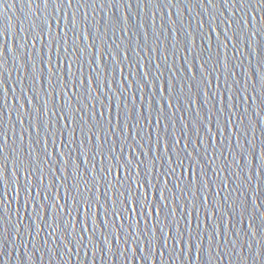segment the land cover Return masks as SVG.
Wrapping results in <instances>:
<instances>
[{"label":"snow or ice","instance_id":"snow-or-ice-1","mask_svg":"<svg viewBox=\"0 0 264 264\" xmlns=\"http://www.w3.org/2000/svg\"><path fill=\"white\" fill-rule=\"evenodd\" d=\"M73 2L24 0L29 28L21 27L15 40L7 28L0 29V264H9L4 244L13 215L14 239L20 240L23 226L34 249L31 255L24 253L28 264L36 252L55 253L61 245V258L69 260L73 248L79 255L91 246L93 259L98 252L102 260L105 254L123 257L130 252L134 260L139 251V260L151 264L154 259L156 264L158 258L165 264L163 247L169 259L181 264H222L224 258L228 264L233 258L235 264H264V163L257 164L264 161V140L259 154L255 146L257 126L264 120V41L256 39L264 37V24L257 28L253 23L254 13H264V0H198L210 17L200 21L199 41L207 35L205 24L208 33L220 29L215 52L183 27V39L174 35L177 28L166 29L173 35L166 49L160 39L164 25L157 33L153 23L155 47L148 46L145 34L136 46L140 51L131 56L137 32L128 33L137 26L128 24V15L116 17L114 12L111 27L123 35L120 43L103 41L110 63L99 55V35L88 43L92 33L78 31V14L86 22L89 9H130L131 2L75 0V11H70ZM5 5L13 7L0 0V8ZM164 6L175 4L167 0ZM157 14L152 12L153 21ZM125 40L129 44L122 47ZM85 53L90 57L87 76ZM9 55L23 75L12 85V108L4 80L8 73L11 81ZM114 100L119 109L115 123L109 112ZM249 100L252 104L237 110L238 101ZM221 149H227V156ZM52 260L55 255L49 264Z\"/></svg>","mask_w":264,"mask_h":264},{"label":"water","instance_id":"water-1","mask_svg":"<svg viewBox=\"0 0 264 264\" xmlns=\"http://www.w3.org/2000/svg\"><path fill=\"white\" fill-rule=\"evenodd\" d=\"M38 2V0H37ZM131 2L132 7L129 9L126 6H119L118 7H113V8H104L102 11L97 9L95 13H92L91 10L89 9V17L86 22L83 21L82 19V13L78 14V20L80 23H78V31L83 30L84 28H87L88 31L92 33L91 36L88 38V43L91 42V40L99 35L100 38L97 39V44L100 46V52L99 55L102 57V60L104 63H110L111 57L108 56L107 52L104 49L103 46V41L107 40V42L110 44L112 40H116L117 43H120V37L123 35V33L119 32L118 29H114L111 27V23L114 20L113 13L115 12L116 17L123 16V15H128V24L135 25L137 27H132L131 31L128 33L129 36H131L132 32H137V35L132 36L131 39V47L134 49L132 53H130L131 56H135L136 51H140L139 48H137L138 43H143L145 34H147V42L149 47H155L153 44V29L151 25L155 23L156 28L155 32L160 33L162 31L161 25H164V34L161 35L160 39L164 41L165 48L170 49L171 44L173 42V35H169L166 29L168 28H177L179 32H176L174 35L176 37H179L183 39V29L180 27H183L189 32L193 33V36L198 40V43H202L205 47L207 45L211 44L212 45V52H215V43H216V35L217 33L220 32V29H216L215 33H208V26L205 24L204 26V32L207 33L203 41H199V37L197 35L196 30L199 28L200 21L202 19H210L209 16H207L206 13H204V9H202L198 3V0H180L179 3H176V0H173V3L175 4V7H167L164 6L167 3V0H153L152 4H148L146 0H129ZM206 2V0H205ZM9 3L13 4V7L8 8L6 5L3 8H0V29H5L7 28L9 33L12 35V39L15 40V34L19 32L20 28L23 27L24 29H28L30 25V20L25 19L27 15V6L26 3L24 4V0H9ZM35 6V5H34ZM217 8H221L222 6L218 3ZM76 5H75V0L72 5V9L70 11H75ZM157 11L158 14L156 16L155 21L152 20V12ZM168 13H172V15L169 17ZM200 13V15H198ZM42 14V13H41ZM63 13H61L62 15ZM179 14V15H178ZM227 15V12L224 13ZM242 15V14H241ZM253 15L256 16L255 21L253 22L257 28H260L262 24H264V21H261L260 17L264 16V13H254ZM93 16L95 19H93ZM34 19V17H33ZM172 21H176L175 24L172 23ZM189 24H191V27H189ZM123 26V25H121ZM252 25H248L247 27L251 28ZM55 30V25L53 26ZM97 27L101 28V33L97 34L96 29ZM213 27L215 28L216 25L213 24ZM107 30V36L103 35V31ZM113 31L116 32V35L113 36ZM231 34V33H229ZM167 38V39H165ZM222 38V37H221ZM257 40L264 41V37L262 36H257ZM81 45L85 43V41L81 40L79 41ZM129 42L125 40L124 44L122 47L128 46ZM231 47V45H229ZM92 51H95L93 49ZM196 51H200L199 46L197 47ZM144 52H147V48L144 49ZM245 52H247V49H245ZM143 51H141V55L143 56ZM149 55H158L157 53H148ZM183 52L181 51V55ZM207 55V53H205ZM90 57L88 56L87 53L84 55V67L83 71L85 76L88 75L90 72V66L86 61ZM191 59V57H190ZM251 59V58H250ZM177 63H182L180 56L178 55L176 57ZM214 63V61H213ZM7 64L9 68V72L11 73V81H9L8 73H5V85L9 89V107L12 108V102L11 98L15 95V93L12 92V85L15 83L17 79V75L20 74V78L23 79V75L20 73L19 65L14 63V58L9 55L7 59ZM253 64H255V60H253ZM63 67V65L61 66ZM245 67H248V61L245 60ZM211 66L209 65V69ZM73 71L75 72L76 69L74 68ZM219 73H217L218 75ZM111 73L108 74V80L112 79ZM117 76V81L119 80V73H115ZM197 76L199 77V71L197 69ZM197 77V79H198ZM237 79L243 80V76L238 73V76L236 77ZM131 79V77H130ZM211 79V78H210ZM223 79V77H221ZM27 81H25V86L27 85ZM126 83V82H125ZM163 83V80L161 81ZM117 87H119V83L117 82ZM214 90L215 88V83L211 86ZM223 87V86H221ZM17 89V95H19L20 91V85H16ZM195 89H193V92ZM231 94V93H230ZM247 95V94H245ZM203 97L201 98V102L203 101ZM23 103V101H21ZM105 103H108L105 101ZM240 103V107L237 109L238 111H243L245 107H248V105L252 104V102L249 101H238V104ZM258 103V102H257ZM58 104H63V101L60 100L58 101ZM51 103L49 104V107L51 108ZM75 103H73V107H75ZM211 105H209L210 107ZM19 104L15 105V108H18ZM199 107V105H197ZM255 107V105H253ZM15 108H13V124L16 123V112ZM30 110V109H29ZM119 111V109L116 107V101L114 100L112 107L109 109V112L111 113V116L113 118V122L115 123V118L116 114ZM204 111H207L206 109ZM252 109H249V113L251 114ZM203 115V112H202ZM252 119H255V117H251ZM5 120H7V117H5ZM187 122V121H185ZM63 123V122H62ZM143 123V122H142ZM59 127V125H57ZM177 128L180 126L179 124L176 125ZM10 127V125H9ZM26 127V125H25ZM222 127V124H221ZM260 128H264V120L260 122V124L257 126V130L255 132V135L257 139L255 140V146H256V151L257 154L260 153V142L264 140V133L259 131ZM16 131L19 133L20 128L19 125L16 126ZM213 135H215V131L213 132ZM228 133H224V136H227ZM139 138V137H137ZM223 138V137H221ZM11 143V141H9ZM19 143V141H17ZM25 146L27 145L28 141L27 138L25 139ZM75 147V145L73 146ZM225 150V156H227V149H221ZM191 151V149H189ZM211 151V149L209 150ZM135 159V157H133ZM250 159V157H249ZM219 163V160L217 161V164ZM264 163V161H257V164ZM81 168L83 170V165H81ZM235 170V169H233ZM230 171V170H229ZM247 172V169H245ZM225 176L227 173L224 174ZM209 176H211L212 180H215V177L212 176L211 173H209ZM187 179V174L186 177ZM171 186V185H169ZM9 198H11V193L9 194ZM215 199L219 200L221 199L220 197H215ZM62 203V201H61ZM15 202L11 206H9V211L12 212L14 210ZM201 213V218H203V210H199ZM191 219V217H189ZM16 223V218L13 215L12 216V222L9 224V237L8 240L4 244V251H5V257L9 260V264H28V259L24 255L25 252H28L30 255L33 253L34 249L32 248L31 244L24 238L23 236V226L21 227V238L19 241L15 240V230L12 227V224ZM257 225H259V221H257ZM242 227V225L237 226ZM43 235V234H42ZM249 242H251V235L249 234L248 236ZM99 242V241H98ZM59 243V241H57ZM21 244L24 245V247H21ZM241 244H243V240H241ZM51 246V241H49V247ZM71 246V245H70ZM102 247V245H101ZM91 246H89V249L84 248L80 251L79 255H76V250L73 248V254L71 259L69 260L68 256H65L64 259L61 258L62 253H63V245L60 246L59 249L56 250L55 253H50L47 251V249H44L43 251H38L35 253L33 256V264H49V261L51 260L52 256H56V260H52V264H57V260L59 261V264H124L125 259L130 261V264H148V262L139 260L141 253L138 251L137 252V257L136 259L132 260L131 253L129 252L126 256H120L119 254H116L114 252V255L111 256L109 255H104V259H101V254L98 252L95 259L92 258L91 255ZM160 251L164 252V257L163 260L165 264H181L180 260H174V259H169L168 252L167 250L163 249L161 247ZM84 252H88V256L85 257ZM152 254L151 249L149 250V255ZM41 255H43V260L40 259ZM175 255V254H174ZM221 255L223 256V250L221 251ZM156 256H159V253L156 254ZM245 256H247V248L245 246ZM202 259H207L205 256ZM139 260V261H138ZM32 264V262H30ZM151 264H155V260L153 259ZM156 264H160L159 259L157 258ZM197 264H201V261H197ZM215 264H221L220 261H216ZM222 264H228V259L224 258ZM233 264H235V258H233Z\"/></svg>","mask_w":264,"mask_h":264}]
</instances>
